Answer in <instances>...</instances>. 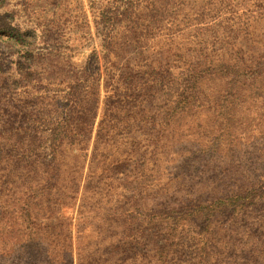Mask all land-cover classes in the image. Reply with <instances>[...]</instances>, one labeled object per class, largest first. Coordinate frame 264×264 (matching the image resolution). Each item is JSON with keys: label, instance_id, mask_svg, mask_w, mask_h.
Listing matches in <instances>:
<instances>
[{"label": "rangeland", "instance_id": "374dc122", "mask_svg": "<svg viewBox=\"0 0 264 264\" xmlns=\"http://www.w3.org/2000/svg\"><path fill=\"white\" fill-rule=\"evenodd\" d=\"M94 51L103 85L94 135L106 97L135 95L144 110L126 127V148L108 155L144 176L143 200L114 197L143 215L112 223L113 246L95 245L89 223L78 233L81 194L59 211L22 198L2 153L6 138L14 156L19 136H34L46 165L53 137L77 118L69 86ZM92 151L93 142L85 176ZM65 219L74 264H264V0H0V264H53L50 250L36 251L50 248L53 228L61 261Z\"/></svg>", "mask_w": 264, "mask_h": 264}, {"label": "trees", "instance_id": "16d2710c", "mask_svg": "<svg viewBox=\"0 0 264 264\" xmlns=\"http://www.w3.org/2000/svg\"><path fill=\"white\" fill-rule=\"evenodd\" d=\"M109 28L110 25L108 24L105 34H102V46L106 50L111 48L113 40ZM98 63L99 58L97 52L94 51L81 69L77 70L75 83L70 84L71 91L68 94L70 114L75 113L77 118L70 116L66 125L67 131L53 137L52 155L49 161L45 159L46 165L40 160L43 153L36 149L34 136L25 138L20 135L16 143L18 147L14 156L9 149L10 140L6 138L4 141L5 149L2 153L6 165L4 169L5 178L7 180L15 178L16 183L22 186L24 189V192H21L22 198L38 199L39 203L44 201L53 205L59 211L61 206L70 207L72 201L77 200L81 194L83 203L77 217L76 227L78 233L83 234L82 227L89 223L90 227L92 226V233L95 232L98 236L95 245H102L105 242L108 246H113L112 238H104L106 234L110 235L109 229L112 228V223L117 224L115 220H120L123 216L124 218H132L133 215H143L142 208L137 205H134V208H128L124 205L114 206L116 201L114 197L124 198L126 194L123 190H126L127 194H130L135 200L137 197L140 198H138L139 200H143L144 176L142 178V175L133 172L126 174L125 168L128 167L129 161L115 160V163L112 164V160L108 155L114 150L126 148L125 135L128 129L126 127L131 121L132 126L133 123L143 122L144 110L141 102H137L135 95L130 98L131 101L118 100L117 102L111 96L106 97L104 117L99 122L97 132L94 135L103 88L102 73ZM105 79L106 81L103 79L105 81L104 89L107 90L110 79L109 74H106ZM143 91L144 84L138 88L137 93L135 92L136 97H140ZM113 119L118 121L119 125L114 126ZM117 133L120 139L117 141L119 143L116 144L114 140L117 139ZM92 142L93 151L88 167L89 172L85 176L84 171L88 156L84 152L89 149ZM142 142L144 140L139 141V143ZM75 150H78L79 153L73 154ZM99 156L102 158L100 159ZM142 157L144 159V152ZM121 174L123 175L122 178H117ZM99 198L104 200L105 203L98 204L96 199ZM24 204L27 207V213L32 214L33 208L31 210L29 204H26V202ZM39 206L41 205H35V207ZM36 221L35 217L33 223L36 224ZM64 224L66 225L64 230L65 255L62 260L65 264H74L71 219H65ZM36 231L34 234L36 239H41L46 235L42 234L39 229H36ZM56 231V228L52 229L51 238L53 240H50V245L48 243L49 238H44L50 248L40 245V249L36 251H39L38 257H40V251L47 252L50 250L51 252H48L45 258L51 260L53 264H61L60 254L56 253L58 248L54 247L55 237L57 236ZM124 239L129 238L125 236ZM78 241L77 256L81 261L87 258L83 254L86 241L81 236ZM6 252L9 254L8 258L6 257L9 261L15 257L16 249H7ZM37 261L41 263V259Z\"/></svg>", "mask_w": 264, "mask_h": 264}]
</instances>
